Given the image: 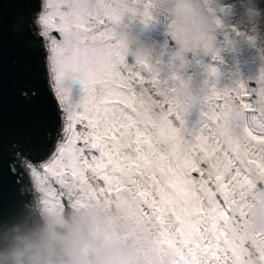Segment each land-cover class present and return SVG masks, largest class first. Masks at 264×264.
Returning a JSON list of instances; mask_svg holds the SVG:
<instances>
[{
    "label": "snow or ice",
    "instance_id": "1",
    "mask_svg": "<svg viewBox=\"0 0 264 264\" xmlns=\"http://www.w3.org/2000/svg\"><path fill=\"white\" fill-rule=\"evenodd\" d=\"M12 2L28 5L13 26L43 53L55 105L43 143L8 144L16 199L0 220L27 213L34 196L50 213L101 204L125 213L129 235L139 229L170 264H264V232L247 230L264 198V69L256 87L212 84L190 122L184 83L126 62L122 22L139 0ZM245 38L264 59V39Z\"/></svg>",
    "mask_w": 264,
    "mask_h": 264
},
{
    "label": "clouds",
    "instance_id": "2",
    "mask_svg": "<svg viewBox=\"0 0 264 264\" xmlns=\"http://www.w3.org/2000/svg\"><path fill=\"white\" fill-rule=\"evenodd\" d=\"M169 32L182 51L212 45L217 18L202 0H161ZM21 166L27 167L26 160ZM247 230L264 232V198L252 209ZM122 211L101 204L42 211L34 196L30 210L0 220V264H170L157 257L150 239Z\"/></svg>",
    "mask_w": 264,
    "mask_h": 264
},
{
    "label": "rangeland",
    "instance_id": "3",
    "mask_svg": "<svg viewBox=\"0 0 264 264\" xmlns=\"http://www.w3.org/2000/svg\"><path fill=\"white\" fill-rule=\"evenodd\" d=\"M145 4H150L148 19ZM202 4L220 21L210 50L182 51L175 45L161 0H139L136 11L128 13L122 22L127 64H146L161 83H184L195 98L189 109L190 122L198 118L199 101L212 84L228 89L238 82H252L250 87H256L254 81L264 69L257 47L245 38L256 34L264 39V0H202ZM237 32L245 35L238 36ZM210 67L216 68L215 76L209 75Z\"/></svg>",
    "mask_w": 264,
    "mask_h": 264
},
{
    "label": "water",
    "instance_id": "4",
    "mask_svg": "<svg viewBox=\"0 0 264 264\" xmlns=\"http://www.w3.org/2000/svg\"><path fill=\"white\" fill-rule=\"evenodd\" d=\"M0 134L4 155L0 161V213L7 215L15 201L14 177L8 170L7 147L12 141L43 143L55 105L44 63L27 33L18 34L14 17L27 4L0 0ZM28 92L25 96L22 93ZM36 93L32 95L31 93Z\"/></svg>",
    "mask_w": 264,
    "mask_h": 264
}]
</instances>
